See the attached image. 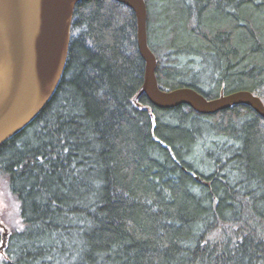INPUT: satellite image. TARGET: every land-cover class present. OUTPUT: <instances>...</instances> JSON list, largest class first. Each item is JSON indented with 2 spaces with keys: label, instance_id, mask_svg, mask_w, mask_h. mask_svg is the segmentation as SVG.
Masks as SVG:
<instances>
[{
  "label": "trees",
  "instance_id": "16d2710c",
  "mask_svg": "<svg viewBox=\"0 0 264 264\" xmlns=\"http://www.w3.org/2000/svg\"><path fill=\"white\" fill-rule=\"evenodd\" d=\"M158 86L264 103V0H145ZM132 9L80 0L61 79L0 145V264H264V118L141 94Z\"/></svg>",
  "mask_w": 264,
  "mask_h": 264
},
{
  "label": "water",
  "instance_id": "95a60500",
  "mask_svg": "<svg viewBox=\"0 0 264 264\" xmlns=\"http://www.w3.org/2000/svg\"><path fill=\"white\" fill-rule=\"evenodd\" d=\"M80 0H0V145L29 124L53 95L64 70L73 11ZM132 9L138 51L145 61L144 94L159 108L182 104L203 114L247 105L264 118V103L249 90L207 98L190 87L163 90L156 78L157 60L148 46L145 0H115ZM6 232L2 233V245Z\"/></svg>",
  "mask_w": 264,
  "mask_h": 264
},
{
  "label": "rangeland",
  "instance_id": "374dc122",
  "mask_svg": "<svg viewBox=\"0 0 264 264\" xmlns=\"http://www.w3.org/2000/svg\"><path fill=\"white\" fill-rule=\"evenodd\" d=\"M18 221V203L0 181V225H4L8 229L7 231H9L10 225L18 223ZM5 231L0 227L1 235ZM1 255L2 252H0V258Z\"/></svg>",
  "mask_w": 264,
  "mask_h": 264
},
{
  "label": "flooded vegetation",
  "instance_id": "af4514ba",
  "mask_svg": "<svg viewBox=\"0 0 264 264\" xmlns=\"http://www.w3.org/2000/svg\"><path fill=\"white\" fill-rule=\"evenodd\" d=\"M0 227H1L3 230H5V228H4L2 225H0Z\"/></svg>",
  "mask_w": 264,
  "mask_h": 264
}]
</instances>
